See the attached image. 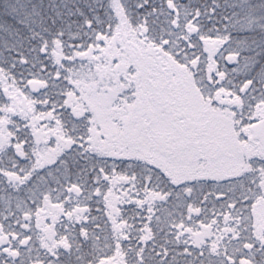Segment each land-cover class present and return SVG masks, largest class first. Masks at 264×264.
<instances>
[{
  "label": "trees",
  "instance_id": "trees-1",
  "mask_svg": "<svg viewBox=\"0 0 264 264\" xmlns=\"http://www.w3.org/2000/svg\"><path fill=\"white\" fill-rule=\"evenodd\" d=\"M113 42L187 67L248 127L246 169L179 182L153 152L97 149L67 95ZM261 107L264 0H0V264H264Z\"/></svg>",
  "mask_w": 264,
  "mask_h": 264
},
{
  "label": "rangeland",
  "instance_id": "rangeland-1",
  "mask_svg": "<svg viewBox=\"0 0 264 264\" xmlns=\"http://www.w3.org/2000/svg\"><path fill=\"white\" fill-rule=\"evenodd\" d=\"M111 48L112 53L104 51L95 59L94 68L77 74L75 92L67 95L73 107L91 115L97 149L122 156L153 152L179 182L224 178L246 169L245 157L255 152L245 141L248 127L240 123L237 128L233 116L211 106L187 67L159 50L143 51L124 42H113ZM263 117L261 107L253 119ZM36 140L45 144L41 136ZM39 155V161L52 158L45 147ZM256 208L262 233L264 200ZM206 228L202 233L208 234Z\"/></svg>",
  "mask_w": 264,
  "mask_h": 264
},
{
  "label": "water",
  "instance_id": "water-1",
  "mask_svg": "<svg viewBox=\"0 0 264 264\" xmlns=\"http://www.w3.org/2000/svg\"><path fill=\"white\" fill-rule=\"evenodd\" d=\"M252 131L255 139L259 140L264 149V117L259 122L253 124Z\"/></svg>",
  "mask_w": 264,
  "mask_h": 264
}]
</instances>
